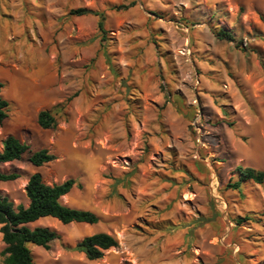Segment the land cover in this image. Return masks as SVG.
Here are the masks:
<instances>
[{"label": "rangeland", "instance_id": "obj_1", "mask_svg": "<svg viewBox=\"0 0 264 264\" xmlns=\"http://www.w3.org/2000/svg\"><path fill=\"white\" fill-rule=\"evenodd\" d=\"M76 8L103 12L105 33ZM27 73L55 88L52 131L68 143L33 166L30 142L0 166L19 174L0 193L26 204L33 172L70 177L79 186L61 202L99 218L31 224L61 236L28 245L34 264H264V184L233 191L243 218L224 193L254 149L264 155V0H0V82ZM234 221L244 230L229 232ZM99 231L118 241L102 258L69 249Z\"/></svg>", "mask_w": 264, "mask_h": 264}, {"label": "trees", "instance_id": "obj_2", "mask_svg": "<svg viewBox=\"0 0 264 264\" xmlns=\"http://www.w3.org/2000/svg\"><path fill=\"white\" fill-rule=\"evenodd\" d=\"M71 15H96L98 16V29L104 34L103 12L93 11L86 8H76L69 11ZM222 37L230 38V35L220 31ZM3 83L0 82V91ZM56 104L51 110H42L38 113L37 122L41 128L54 129L57 126ZM8 102L0 95V124L7 117ZM29 151V145L20 142L16 137L9 135L2 141L0 150V165L14 160H19L24 153ZM28 162L33 166L44 165L55 158L47 149L41 148L30 151ZM240 180H251L260 184L264 180V171H256L251 167H236ZM19 177L17 172H2L0 181L15 180ZM230 188H237V183L227 184ZM79 183L73 178H66L62 182L46 183L39 172L32 173L25 184L24 191L28 200L26 205L14 203L8 196L0 193V236L4 248L0 255L4 264H34L31 250L28 247L38 246L48 250L54 240H60L61 236L56 231L44 227H29L39 219L50 217L61 224L86 223L95 224L99 221L98 216L89 210L69 207L61 202V198L68 194ZM118 246L117 239L107 232H96L84 236L71 250L81 252L88 260H98L104 252Z\"/></svg>", "mask_w": 264, "mask_h": 264}, {"label": "crops", "instance_id": "obj_3", "mask_svg": "<svg viewBox=\"0 0 264 264\" xmlns=\"http://www.w3.org/2000/svg\"><path fill=\"white\" fill-rule=\"evenodd\" d=\"M39 81L40 80L36 78L33 73H27L26 77L23 78V80H21L20 82L16 80L15 85L11 87H6L5 84L1 82L3 83V87L0 91V95L2 98H4L8 102V111H7V117L4 119V121L0 125H3L5 127L4 129L5 137L12 135L16 137L20 142H24L27 144L32 142L36 147L34 148V150L45 148L48 150L50 154L54 155L51 149H63L66 146L67 140L65 139L63 134L60 133L59 130H57V132H54L52 131L53 129L41 128L37 122V117L40 111L53 109V107L56 104H58L59 99L57 97L55 88L44 87L43 85L39 84ZM10 105L13 107L11 108V110H9ZM23 134L27 136L28 138L27 140L21 137ZM1 149H2V146H1ZM252 153H253L254 160H250L249 163H247V166L245 167H251L256 171H264V155H262L261 149L256 148L252 151ZM258 155H260L261 159L257 163H254L255 157L257 158ZM3 164H6V163H3ZM241 167H244V166H241ZM227 180L229 183L238 184L237 188L229 187L228 189L224 191V193H225V196H227L228 198L230 196L232 197V200H233L232 202L236 209L233 212H236L237 216H240L243 218L247 209L246 210L243 209L242 211V208H241L240 210H238L239 203L241 202H239L238 195L235 194L233 191H238L241 187V184L244 182L249 181L252 184H257V183H254L251 180H240L239 174L236 172V170L230 173L229 179ZM260 184H264V180ZM27 203H28V200H27ZM231 204L232 203L230 201V204L228 206H231ZM33 223H29L28 226L31 228L34 227V226H31V224ZM229 224L231 226V229L229 230V232L233 228H235V226H237L238 228H242L243 230L245 228L243 223H238L237 221L230 222ZM229 224H227V227H229ZM35 226H39V225H35ZM216 230H217V233H220L221 228L217 227Z\"/></svg>", "mask_w": 264, "mask_h": 264}, {"label": "built area", "instance_id": "obj_4", "mask_svg": "<svg viewBox=\"0 0 264 264\" xmlns=\"http://www.w3.org/2000/svg\"><path fill=\"white\" fill-rule=\"evenodd\" d=\"M217 186H218V183H217V182H213V183H212V187H214V189H216Z\"/></svg>", "mask_w": 264, "mask_h": 264}, {"label": "bare ground", "instance_id": "obj_5", "mask_svg": "<svg viewBox=\"0 0 264 264\" xmlns=\"http://www.w3.org/2000/svg\"><path fill=\"white\" fill-rule=\"evenodd\" d=\"M260 146H261V147H264V142H263V141L260 142ZM63 197H64V196H63Z\"/></svg>", "mask_w": 264, "mask_h": 264}]
</instances>
